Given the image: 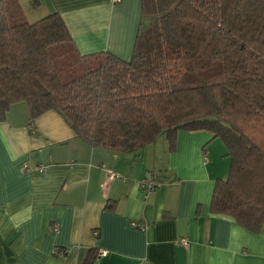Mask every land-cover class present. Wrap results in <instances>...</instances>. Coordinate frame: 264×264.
<instances>
[{"label":"trees","instance_id":"trees-1","mask_svg":"<svg viewBox=\"0 0 264 264\" xmlns=\"http://www.w3.org/2000/svg\"><path fill=\"white\" fill-rule=\"evenodd\" d=\"M141 6L125 59L109 50L81 53L57 10L29 21L17 0H0V119L25 101L34 132V119L54 109L84 142L133 154L163 134L173 148L178 130H208L229 158L210 209L258 231L264 0H141ZM96 255L89 248L82 264Z\"/></svg>","mask_w":264,"mask_h":264},{"label":"crops","instance_id":"crops-1","mask_svg":"<svg viewBox=\"0 0 264 264\" xmlns=\"http://www.w3.org/2000/svg\"><path fill=\"white\" fill-rule=\"evenodd\" d=\"M17 1L29 21L57 10L81 53L132 54L141 0ZM20 102L0 119V264H82L92 247L91 264H264V223L252 231L210 209L227 166L210 131L119 152L84 142L54 109L30 130ZM152 173L162 180L146 193Z\"/></svg>","mask_w":264,"mask_h":264},{"label":"built area","instance_id":"built-area-1","mask_svg":"<svg viewBox=\"0 0 264 264\" xmlns=\"http://www.w3.org/2000/svg\"><path fill=\"white\" fill-rule=\"evenodd\" d=\"M37 171H41L42 170V166H38L36 167ZM107 173L109 176H113L114 175V171L111 170V169H107ZM161 177L159 175H153V174H150L148 176H146L145 178L141 179L139 181V186L145 190L146 193L154 190L157 186L160 185L161 183ZM136 224V222L134 223ZM54 229H56V227H54ZM181 242L183 243H187L188 240L185 239V238H181L180 239Z\"/></svg>","mask_w":264,"mask_h":264},{"label":"rangeland","instance_id":"rangeland-1","mask_svg":"<svg viewBox=\"0 0 264 264\" xmlns=\"http://www.w3.org/2000/svg\"><path fill=\"white\" fill-rule=\"evenodd\" d=\"M145 22H148L146 19L143 21V24H145ZM20 103H25V105H27V103L25 101H21ZM19 105V104H17ZM21 105V104H20ZM218 139H221L218 137ZM164 140H168L167 137L163 134V135H160L158 138H157V141L158 142H164ZM217 141H222V140H217ZM224 158H226L225 160V166L227 164V166L225 167V171H224V176L225 177L228 173V168H229V159H228V156H223ZM153 175H156V173H153Z\"/></svg>","mask_w":264,"mask_h":264}]
</instances>
